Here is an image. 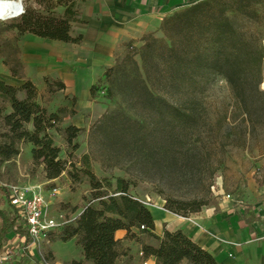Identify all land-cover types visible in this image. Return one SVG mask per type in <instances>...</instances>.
Instances as JSON below:
<instances>
[{"label": "trees", "instance_id": "16d2710c", "mask_svg": "<svg viewBox=\"0 0 264 264\" xmlns=\"http://www.w3.org/2000/svg\"><path fill=\"white\" fill-rule=\"evenodd\" d=\"M36 1L45 5V12L25 6L24 12L12 18L0 33L14 29L19 39L31 33L68 43L83 40L82 34L73 36L71 31L72 22L80 21L78 0ZM263 1L200 0L166 16L160 27L163 38L158 37L157 32L147 33L142 37L139 49L135 41H130L125 44V56L119 58L117 54L115 64L103 75L110 83L109 91L116 87L118 77L127 76L128 79L119 78V81L128 84L134 99L157 114L166 113L183 122L196 113L193 103L198 96L189 87H195L205 73L211 72L223 75L235 98L247 106L252 99L248 73L257 60H264V50L262 42L257 43L237 25L236 19L238 16L250 17L255 6ZM55 2L64 7L62 14L54 12ZM136 54L141 56L142 67L135 58ZM3 63L14 77L23 79V83L13 85L0 77V169L21 153L22 144L30 143L33 164L43 165L47 179L67 174L73 185L88 183L90 200L79 212L78 206L72 208L71 212L77 213L74 221L52 233L50 242L76 238L83 257L63 264H119L125 251L116 238V231L125 229L127 237L135 238V227L142 230L140 226L144 225L143 232L154 230L151 210L130 191V182L124 178L119 177L113 191H109L113 188L112 181L96 174L89 154L77 157L71 152L69 158H63L62 148L55 143L54 131L72 150L78 149L79 143L75 140L84 128L74 124L62 126L65 118L75 115L76 110L59 106L50 111L45 104L47 101H39L38 87L25 73L20 48L3 55ZM128 65L132 66V73L126 72ZM45 83L49 100L58 91L66 89V84L59 78L47 76ZM158 83L164 85V90L158 88ZM256 89L264 93L259 86ZM91 94L96 97L95 84L91 87ZM124 115L123 128L117 127L121 124L109 126L111 119L116 118L113 112L103 114L92 130L98 126L108 133L125 129L131 135L129 144L145 145L150 140L153 124L126 112ZM141 133L144 136L139 138ZM7 193V188L0 182V194ZM2 204L0 198V254L13 243L11 233L24 239L23 245L30 239L24 216L17 209L9 212L1 207ZM209 204L204 198L182 200L168 197L164 207L187 216L200 212ZM19 242L15 244L19 245ZM142 248L145 255L155 257V264H184L185 261L187 264H221L181 229L165 230L156 244L143 243ZM48 253L51 251L46 253L50 259Z\"/></svg>", "mask_w": 264, "mask_h": 264}, {"label": "rangeland", "instance_id": "374dc122", "mask_svg": "<svg viewBox=\"0 0 264 264\" xmlns=\"http://www.w3.org/2000/svg\"><path fill=\"white\" fill-rule=\"evenodd\" d=\"M23 4L24 7L30 6L45 12V5H40L36 0H23ZM54 4V12L62 14L64 7L56 2ZM251 14L250 17L238 16L236 23L257 43L262 42L264 50V1L257 4ZM11 20L12 18L0 21V29ZM157 36L163 38V32H157ZM141 44L142 42L136 44L137 49ZM17 48L20 47L16 30L2 31L0 66L5 65L3 55L14 53ZM126 52L121 50L119 58H123ZM135 58L142 67L140 54H136ZM126 69L127 73H132L131 65ZM121 77L117 78L116 87L112 92L109 91L110 83L105 78L95 83V102L103 104V112L89 108L95 116L86 121L85 127H81L84 130L75 140L79 143L78 149L72 150L64 138L54 131L55 143L62 148L63 158H69L71 152L77 157L89 154L96 174L112 181L113 188L109 191H113L117 179L121 177L130 182V191L134 195L145 201L149 200L151 204L162 200L166 203L168 197L182 200L204 198L210 202L207 206H217L222 201V195L216 194L219 191L230 193L233 203L253 199L257 190L264 185V93L256 89V86H259L264 90V60H257L249 70L252 99L247 106L235 98L231 85L223 75L207 72L199 84L191 89L189 87V90L195 91L198 96L193 103L196 113L183 122L169 114L160 115L147 109L134 99L128 84L119 81V78L128 77ZM157 86L162 90L165 88L162 83ZM76 89L82 96L84 86L79 85ZM42 99L48 102L49 95L43 94ZM73 102H76L75 97ZM113 112L116 118L111 119L109 126L121 124L117 127L123 128L121 121L125 117L124 112L151 122L154 129L149 134L150 140L145 145L134 146L129 144L131 135L125 129L119 130L118 133H108L98 126L92 130L103 114ZM81 119L79 113L73 115L77 124ZM66 125L69 123L64 120L62 126ZM138 136L140 138L144 134ZM21 147L22 155L20 153V156L0 169V182L3 185L25 184L29 183L30 179L40 183L47 196L54 202L52 213L63 210L72 217L74 206H78V212L82 210L91 198L90 185H73L67 174L55 183L42 184L43 165L33 164L32 144L24 143ZM165 155L169 158L166 159ZM54 187L59 190L52 197L51 191ZM0 198L3 201L1 207L13 213L14 210L4 195L0 194ZM142 232L143 230H140V233ZM9 236L13 243L2 254L6 253L9 256L7 263L13 264V258L10 256H16L12 250L16 245L14 242L18 240L13 233ZM150 237L145 234L138 239L143 238L146 243V240H151ZM54 242L60 258L69 261L82 257L76 240ZM42 245L43 252L47 253L48 243L44 242Z\"/></svg>", "mask_w": 264, "mask_h": 264}, {"label": "crops", "instance_id": "0c3cea01", "mask_svg": "<svg viewBox=\"0 0 264 264\" xmlns=\"http://www.w3.org/2000/svg\"><path fill=\"white\" fill-rule=\"evenodd\" d=\"M198 1L78 0L80 21L72 22L71 31L73 36L83 35L80 43L42 38L31 33L20 36V58L27 77L38 87L39 101H43L42 95L47 94L45 77L61 79L66 89L55 93L45 104L50 111L57 110L59 106L75 109L82 117L81 121L77 124L73 116H68L66 123L85 127L86 121L95 116L89 108L103 112V104L95 102L91 87L103 78L108 67L115 64L116 56L125 50V44L130 41L140 44L145 34L160 31L166 16ZM0 77L13 85L23 83V79L14 77L3 64L0 66ZM79 85L84 86L82 96L77 93ZM73 97L76 98L75 103ZM43 175L44 181L41 183L49 184L66 174L47 179L43 167ZM28 180L29 183L25 184L40 185ZM146 205L153 214L155 229L140 233L137 227L133 228L138 237L150 234L151 240H146V243L156 244L165 230L181 229L211 252L221 264H264V185L257 190L253 199L233 203L232 199L222 196L219 205L206 206L200 212L187 216L167 210L164 200ZM138 237H127L125 229L116 231V238L121 241V248L125 251L119 264H155V257L143 252L145 240ZM16 238L22 242L12 250L16 253V256H10L13 264H20V261L21 264H45V261L63 264L66 261L57 254L54 241L47 242V251H51V254L48 253L50 259H47L42 248L25 250L23 239ZM184 264H187L186 261Z\"/></svg>", "mask_w": 264, "mask_h": 264}, {"label": "built area", "instance_id": "2783aa9c", "mask_svg": "<svg viewBox=\"0 0 264 264\" xmlns=\"http://www.w3.org/2000/svg\"><path fill=\"white\" fill-rule=\"evenodd\" d=\"M7 188V195H4L7 202L14 209H17L25 218L26 227L29 234V241L23 249H41L44 242H50L52 233L59 231L66 224L74 221L76 214L67 215L63 210L52 213L53 201L47 196L46 190L39 184H4ZM58 187L52 189V197L58 191ZM226 199H232V195L222 191L216 192ZM149 203V200H143ZM144 230V225L140 226ZM24 243V239H23ZM9 256L4 253L0 255V264H6ZM45 264H59L57 262H46Z\"/></svg>", "mask_w": 264, "mask_h": 264}, {"label": "bare ground", "instance_id": "6f19581e", "mask_svg": "<svg viewBox=\"0 0 264 264\" xmlns=\"http://www.w3.org/2000/svg\"><path fill=\"white\" fill-rule=\"evenodd\" d=\"M20 9L19 0H0V21H6Z\"/></svg>", "mask_w": 264, "mask_h": 264}, {"label": "water", "instance_id": "95a60500", "mask_svg": "<svg viewBox=\"0 0 264 264\" xmlns=\"http://www.w3.org/2000/svg\"><path fill=\"white\" fill-rule=\"evenodd\" d=\"M19 1H20V9L18 11L14 12V14L12 15L11 18H16V17L20 16L24 12L23 0H19Z\"/></svg>", "mask_w": 264, "mask_h": 264}]
</instances>
